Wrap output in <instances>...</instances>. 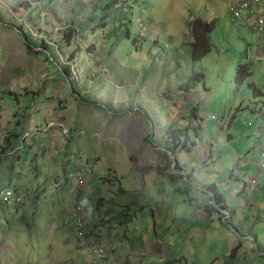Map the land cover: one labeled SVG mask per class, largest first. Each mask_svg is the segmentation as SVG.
I'll list each match as a JSON object with an SVG mask.
<instances>
[{"label":"rangeland","instance_id":"1","mask_svg":"<svg viewBox=\"0 0 264 264\" xmlns=\"http://www.w3.org/2000/svg\"><path fill=\"white\" fill-rule=\"evenodd\" d=\"M109 1L113 3L111 1L115 0ZM118 1L122 4L116 3L111 6L112 9L104 11L106 0H0V6H6L12 16L0 10L1 24H4L0 26V42L9 44L17 34L20 42L31 45L40 42L39 45L47 48L46 54L40 52L39 56L43 60L48 59L46 76L42 78L39 92H43L42 88L50 89L51 96L57 92L53 99L62 98L65 105L70 103L68 97L64 98L66 95L75 105L79 101L77 111L74 104L66 111L65 107L59 108L62 112L55 117L58 122L54 130L63 125L70 128L71 134V127L74 126L73 136H77L78 145L76 141L69 145L66 139H62L57 151L68 146L75 152L94 153L96 146L86 144L79 136L87 135L91 125H99L94 130L95 135L117 140L124 150L120 152L121 155L131 160L140 156V161L146 162L152 169L162 167L164 171L180 176L177 180L171 176L164 178L161 180L163 183L153 191L142 190L119 200L132 203V211H123L124 215L140 219L143 216L152 220L150 206L158 207L161 202L167 208L160 214L163 215L161 217H169V251L166 244L160 241L164 252L145 253L144 264H264V189L258 194H250L243 188L249 177L260 174L261 179L263 176L256 158L260 155L259 145L264 141L262 136H257V132L264 131L260 128L264 120L248 107L252 89L245 90V86L240 88L236 83L237 59L248 49L247 46L242 50L245 42L239 38L236 22L232 21L231 17L236 19L237 16L229 12L227 18L218 17L217 28L211 34L212 51L203 58L194 59L190 47L184 45L186 41H192L187 26L188 22L193 21L192 15L206 17V12L217 10L219 3L227 2L230 7L233 1ZM250 4L253 8L258 1L251 0ZM129 6L133 8L129 9ZM95 7L97 18L91 27H87L90 25L88 17L96 10ZM251 8L243 10L242 16L246 11L249 20L253 17V28L259 9L254 13ZM115 13L119 14L116 19ZM139 17L147 29L143 32L142 40L135 45L133 41L141 33L132 21ZM116 20L118 22L115 23ZM99 21L102 25L110 23L108 27L96 29ZM119 21H124L128 26L130 38ZM115 37L121 38L117 47L113 41ZM151 42H158V45ZM251 47L253 49L255 43ZM11 61L18 63L15 57ZM53 72L58 74L55 80ZM150 75L151 83L141 88L144 86L138 76L149 80ZM263 75L259 73L252 81L260 84L258 78ZM134 79L137 83L131 81ZM186 87L189 89L187 92ZM161 92H166L165 96L162 97ZM140 93L142 98L139 97ZM186 93L192 95L183 101L182 95ZM145 95L147 98L153 95V102L162 101V104L151 108L143 103ZM179 98L184 106L178 101ZM120 99L123 101L121 105L117 103ZM27 100H32V96ZM80 100L87 105L81 104ZM126 100H130V104L125 107ZM44 101L45 105L42 106L36 97V104H32L22 115V121L29 120L31 123V132L46 122L43 119L47 116L49 98L46 97ZM113 102L115 104L112 105ZM169 102L176 107L175 110L169 108ZM10 103L13 101L10 100ZM99 104H104L103 110L98 107ZM189 106L193 110L200 107L197 114L201 119L196 118L197 122L193 121V125L202 131L198 135L192 132L189 147L181 148L178 156L175 159L171 157L170 162L167 155L171 156V152L163 146L165 132L168 128H176L180 119L189 118L184 114L185 111L186 114L190 113ZM110 107L115 109H110L108 114ZM126 110L128 112L125 113ZM103 123L107 125L100 126ZM52 138L57 140L58 137ZM40 141L32 143L34 152L40 151L38 157L28 151L29 146L23 145L20 171L30 176L37 166L40 180L44 183L49 181L54 184L60 175L65 184L61 157L59 161H54L51 155L57 154L56 150L51 154L52 146L47 143L43 145ZM21 146L19 142L18 148ZM118 150L115 149L112 155L118 157ZM85 161L86 158L72 161L70 170L75 171ZM240 162L241 167L238 166ZM91 166V174H99L109 167V161L96 168H93L94 164ZM4 170L5 167H0V184L7 176ZM110 172L116 174L115 170H109L108 174ZM91 174L85 177L86 181ZM25 184L31 187L30 182ZM212 185L225 198L221 203H218L221 200L219 197L211 194ZM15 186L13 184L11 187ZM85 187L90 192H108L99 177L95 181H88ZM55 191L52 185L45 200L55 202ZM28 202L29 196L25 194L21 206ZM47 208L44 205L39 210L38 219L47 214ZM223 208L229 209V216L226 222L218 223L219 217H227L226 212L220 211ZM11 210L9 214L8 209L0 205V232L11 237V245L22 248L23 241L18 237L21 231L19 225L21 222H31L33 210L21 211L18 216L15 215L16 207ZM204 214L212 216V221L204 218ZM143 236L149 234L143 231ZM40 241L46 243L43 234ZM48 255L49 251L44 250L42 257Z\"/></svg>","mask_w":264,"mask_h":264},{"label":"crops","instance_id":"2","mask_svg":"<svg viewBox=\"0 0 264 264\" xmlns=\"http://www.w3.org/2000/svg\"><path fill=\"white\" fill-rule=\"evenodd\" d=\"M106 1L108 2L109 0ZM221 1L224 0H220V2ZM228 4L229 3L227 2L225 4L224 2H222V4L219 3L217 10L206 12V17L192 15L191 18H201L203 21L212 20V18L215 19L216 24L214 30L211 31L212 34L217 28L218 17H229ZM140 5L141 3L139 2V6ZM19 6L22 8L20 4ZM258 7L259 11L256 12V15H264V0H261V4ZM0 10L3 13L8 14V16H11V11L7 9L6 6H0ZM210 15H212V17H208ZM231 18L233 19V22H236L239 30V38L245 42V46L242 50L248 46L246 51L247 56L250 58V64L256 72L248 77V79L252 81L253 78H257L259 73L264 74V34L261 37H257L254 28H251V23L254 19L252 17L249 20L246 11L243 12L241 18L235 19L233 16ZM3 25L4 24H1L0 20V26ZM190 25L191 22H188V30H190ZM1 30L2 29L0 28V31ZM211 34L210 41L212 43ZM19 39V36L16 34L12 38L11 43L5 44L0 42V167H5L4 173H7V176L3 177L4 182L0 184V193L11 188L14 189L16 193H20L24 196V198L25 194H27L29 196V202L22 206H17L15 204L5 206L1 202L0 205L4 206L5 209H8L9 214L12 213L11 209L16 207V216H18L21 211L31 209L33 210V218L28 224L21 222L19 225L21 231L18 233L20 234L18 237L23 241L22 248H17L15 244L11 245V237L0 232V264H144L145 253L156 254L164 252L163 245L160 241L166 244L168 252L169 217H161L163 215L160 214L162 210L164 213L167 208L161 202L158 207L150 206L149 208L153 214L152 220H149L147 217L143 218V216L140 219L137 216L129 217L123 214V211H132L131 201H119L128 194L140 193L142 190L153 191L158 184L163 183L161 180H164V177L159 175L150 166H147L146 162L140 161V156L137 159L135 158L131 160L125 155H121L120 152L124 150L123 147H119L117 140L108 138L105 135L103 137H97L94 130L99 125H91V130L87 131V135L79 136V139H83L86 144H92V147L96 146L95 152L92 154H87L81 150L75 152L68 146L64 147L61 151H57V145L62 139H66L67 142L70 140L71 143L76 141L78 145L77 136H73L75 133V130L73 129L74 126L71 127L72 131L69 137L58 138L57 140L52 138L50 134L42 137L40 142L43 145L47 143V145L52 146L51 154L54 153V149L56 150L57 154L51 155L53 160L59 161L61 157V170L63 171L65 184L61 190H57L53 186L56 190L55 194L57 196L55 202L45 200V195L48 194V190H51L53 183L49 181L44 183L40 180L41 175L38 174L37 166L34 167V171L30 176L26 172L20 171V163L23 159V149L19 150L18 148L20 138L15 148L19 151L18 154H15L12 147L11 149L8 147V149L12 150L11 152H3V148L6 147L7 149L8 146V144L5 143L10 142V134L16 133L21 136L25 131H31V123L29 120L24 122L21 118L26 109L29 110L32 104H36V97L40 100L42 106L45 105L44 99L46 97L49 98L47 104V116L43 119L44 121L56 117L57 114L61 113L62 111H59L60 107H65L64 111H66L67 109H71V104H74L68 95L64 96V98L68 97L70 103L65 105L63 100H61L62 98H59L58 100L53 99L57 92H55L54 96H51L52 92L50 89L47 90L42 88L43 92H39L41 89L42 78L46 76L45 72H47L48 64V59L43 60L42 58H39L40 52L46 54L44 45H39L40 42H34L33 45H31L29 43L20 42ZM21 39H23V37H21ZM24 39L26 40V38ZM252 43H255L253 49L251 47ZM190 44L189 41L184 43L186 47H190L191 52ZM239 48H241V45H239ZM14 57L18 60V63L11 61V58ZM177 67L179 68V66ZM138 77L144 86L141 87L143 89L151 83L152 75L149 76V80L147 77ZM169 77L171 78V72ZM55 78H58V74L55 75V72H53V80H55ZM261 78H258L260 84H258L257 81L252 82L264 93V85L261 84L264 83V75L261 76ZM131 81L137 83L136 79ZM135 86H137V84H135ZM187 91H189V89L186 87V92ZM165 93L166 92H161V96H165ZM170 93L171 92L169 91V95ZM153 95H149V98L145 95L144 99L146 100H144L143 103L155 109L162 104V101L153 102L155 101ZM191 95V93L182 95L183 101H186ZM30 96H32V100H27ZM13 97L15 98V101L13 100ZM61 97H63V95H61ZM139 97L142 98L143 95L140 93ZM10 100H12L13 103H10ZM178 101L182 102L181 105L184 106V103L180 98ZM75 103L76 105H74L77 111V109H79V101H76ZM80 103L84 106L87 105V103L82 102L81 100ZM117 103L119 105L123 104L122 99ZM113 104H115V102H113L112 105ZM129 104L130 100H126L124 106L126 107ZM103 105L104 104H99L98 106ZM169 108L176 109V107L170 102ZM110 109L114 110L115 108L110 107L107 113L110 112ZM124 112L126 113L128 111L126 110ZM106 125L107 123H103L100 126L105 127ZM107 132L111 133V131ZM70 137L72 138L70 139ZM228 138H230V136ZM12 143L15 144L16 141ZM115 149H119L117 152L118 157L112 155ZM28 151L36 157L39 156L40 151L38 150L37 152H34L33 146ZM110 155L112 156L110 157ZM81 156L82 158H86L85 162L90 163L91 165L94 164L93 168L109 161V167L105 168L102 173L91 174L86 181L87 184L88 181H95L99 177L102 185L108 190L106 194L100 191L90 192L87 187L83 188L82 192H80L72 181L66 180V174L71 171L69 165L73 160H77ZM239 158L240 157L237 158V161ZM33 163L34 162H32V164ZM140 164L146 165L141 166ZM117 165L119 167H117ZM109 170L116 171L117 178L115 181L108 178ZM101 174L103 175L101 176ZM61 179L62 178L59 175L55 181ZM26 182H30V188L26 186ZM13 184L16 186L11 187ZM261 184L263 185L260 189L262 192L264 189V175L261 177ZM243 188L247 192L244 185ZM81 193L90 202L88 211L84 215L87 228V239L84 241L76 239L68 226L72 210ZM258 193L259 192H257V194ZM44 205H47L48 207L47 214L43 216L42 219H38L37 217L40 216L39 210H41ZM107 207L109 208L106 209ZM227 211H229V209ZM126 217H128V219H126ZM204 218H209L212 221V216L210 215L204 214ZM223 221V218L220 219L219 217L218 223H222ZM211 224L219 225L214 222ZM143 231H145L146 234H149V236H143ZM42 234L45 237V244L40 241ZM97 239L101 241L105 248L111 250L113 255L108 261H100L93 253L92 244ZM44 250L49 251L47 257H42Z\"/></svg>","mask_w":264,"mask_h":264},{"label":"trees","instance_id":"3","mask_svg":"<svg viewBox=\"0 0 264 264\" xmlns=\"http://www.w3.org/2000/svg\"><path fill=\"white\" fill-rule=\"evenodd\" d=\"M111 2H113V3H110V1L104 3V5L106 4L104 11H106V9L107 10L112 9L111 6L115 5L116 3L122 4V2H120L118 0L111 1ZM102 4L103 3H101V5ZM131 8H133V7L129 6V9H131ZM95 9L96 10L92 11L93 12L92 15L90 14V16L88 17V22L90 23V25L89 26L86 25L87 27H91V24L93 22H95V20L97 18V17H95V14L97 12V7H95ZM102 9H103V6H102ZM118 16H119V14L115 13V19L118 18ZM123 17L126 18V15H124ZM88 22H86V23L88 24ZM116 22H118V21L116 20L115 23ZM119 22L121 23V26L123 28H126L123 30H125L127 32V37L130 38V32L128 31L129 30L128 26L124 23V21H119ZM109 23L102 25L101 22L99 21L98 24L95 25V27H96V29H98L100 27L101 28H104L106 26L108 27ZM215 24H216L215 19L203 21V20H201V18H197V19L194 18L193 21L191 22L190 35H191L192 41H190V43H191L190 46H191V54H192L194 59L199 60L212 51V43L210 41V34H211V31L214 30ZM263 34H264V30L262 31V33H260L258 35V37H261ZM116 39H118L117 42H116ZM65 40H66V38H65ZM119 40H121L120 37H118V38L115 37L113 39V41H115L116 47L118 46ZM141 40L142 39H141V35H140V37H138L137 39H134L133 42L135 45H138V43ZM110 42L112 45L111 38H110ZM151 44L158 45V42H151ZM44 48H45V46H44ZM46 49L47 48H45V50ZM237 60L239 63H238L237 70H236V83L240 88H243L245 86L243 88L245 90L250 91V89H252L253 95L248 100V102H249L248 107H250L254 113H256L257 115H260L261 118H263V120H264V100H263L264 93L250 79H248L249 75H253L256 72L253 70V66L250 64V58L247 56V52L241 54ZM66 73H67V71H66ZM65 77H69V76L66 75ZM260 78H261V76H260ZM193 106H195V105H193ZM98 107L103 109L102 106H98ZM189 108H190V113L186 114V111L184 113L186 116L188 115L189 118H186L185 120L180 119L177 123L176 128H168L165 132L163 146L165 147V149L168 150V152L169 151L171 152V156L166 154L169 157L170 162L172 161V158L175 159V157L178 156V153L181 150V148H183V147L188 148L189 147V140H190V135L192 132H194L196 135H198L199 131H202V130L198 129V126L193 125V121L197 122V119H201V117L198 116V114H197V112H198L197 109L200 107H198L197 109L194 108V110L191 109L192 106L191 107L189 106ZM198 122H200V121H198ZM10 135H11L10 142L5 143V144H8V146H7V149H6V147L3 148V152L4 153L11 152L12 150H10V149L12 147L15 154H18L19 151H17L15 148H16V144L19 141V138H21L22 134H21V136H19V134H16V133L10 134ZM14 141H16L15 144L12 143ZM68 144L69 145L71 144L70 140L68 141ZM8 147H10V149H8ZM81 159H82V156L79 157L77 160H73V161H79ZM85 164H87V162H85L84 164L79 165V166H83ZM163 169L164 168H162V167H155L154 168V170L159 175L164 177L165 179H169V176H171V178H173L174 180L180 179V176L177 175V173H171L169 171H164ZM68 174H69V172L66 174V176H68ZM57 181L58 180H56V182ZM211 189L213 191V192L211 191V194L216 195L217 198L219 197L221 200L218 201V203H221L224 200V197L219 194V192L216 190L214 185L210 186V190Z\"/></svg>","mask_w":264,"mask_h":264},{"label":"built area","instance_id":"4","mask_svg":"<svg viewBox=\"0 0 264 264\" xmlns=\"http://www.w3.org/2000/svg\"><path fill=\"white\" fill-rule=\"evenodd\" d=\"M233 3L228 7L229 12H233L234 16L236 18H240L242 16L243 10H248L251 8V0H232ZM258 4L251 8L252 12H256V10L259 9V5L261 4V0H257ZM134 24L139 29L141 37L144 36L143 32L147 29L144 22L140 17L133 19ZM255 33L259 35L264 30V15L258 16L256 22L253 26ZM58 121L55 119V117H52L48 120H46V124L35 130V132H31L29 130L25 131L21 138V147L19 150L22 149L23 145H27L29 147H32V142H38L44 137L46 134L51 133L52 136L61 138L60 136L69 137L70 136V128L65 127L63 125L60 126V128L57 131L55 130L56 123ZM260 128L264 129V125H261ZM260 134V133H258ZM264 139V131L261 132V135ZM63 137V138H64ZM57 138V139H58ZM259 151L260 155L258 158H256V163L258 165V169L261 173V175H264V141L259 145ZM92 173V166L90 164H85L83 166H79L76 168L75 171L69 172L67 178L69 180H72L75 182L76 186L81 190L85 185V177ZM109 176L111 178H115V174L110 173ZM261 179L260 174L254 175L252 177H249L247 179V185L245 186L246 190L249 191L250 194L255 192H260L261 190ZM55 187L59 190L63 188V182L58 181L55 184ZM257 194V193H256ZM0 202L3 204L10 206V205H21L23 203V196L20 193H15L13 189H6L1 192L0 194ZM89 206V201L84 196H80L78 201L76 202L73 211L72 216L70 220V225L73 229L74 235L78 239H85V222H84V214L87 210V207ZM93 251L101 260H106L109 256L108 252L97 242L93 244Z\"/></svg>","mask_w":264,"mask_h":264},{"label":"clouds","instance_id":"5","mask_svg":"<svg viewBox=\"0 0 264 264\" xmlns=\"http://www.w3.org/2000/svg\"><path fill=\"white\" fill-rule=\"evenodd\" d=\"M241 18V17H240ZM236 19H238V18H236ZM257 37H258V35H257ZM260 135H261V133H260ZM259 134H258V132H257V136L259 137L260 136ZM238 166L239 167H241L242 166V163L240 162V164H238ZM111 173V172H110ZM109 173V174H110ZM109 174H108V178L110 179V180H112V181H115L116 180V178H117V175L115 176V178H111L110 176H109ZM66 180H69L68 178H67V176H66ZM58 181H61V180H58ZM57 181V182H58ZM69 181H72V180H69ZM73 183H74V185L76 186V184H75V182L74 181H72ZM55 184H56V181H55V183L53 184V186H54V188L55 189H57V190H59L58 188H56L55 187ZM85 184H86V181H85ZM63 186H64V184H63ZM85 186V185H84ZM245 186V185H244ZM77 187V186H76ZM78 188V187H77ZM84 188V187H83ZM83 188L80 190L79 188V190H80V192H82V190H83ZM8 189H10V188H8ZM14 190V189H13ZM61 190V189H60ZM248 191V190H247ZM261 192V191H260ZM16 193V192H15ZM1 194V193H0ZM84 196L82 193L80 194V196ZM79 196V197H80ZM79 197H78V199H79ZM85 197V196H84ZM78 199H77V201H78ZM87 199V198H86ZM88 200V199H87ZM76 201V202H77ZM2 203V202H1ZM3 204V203H2ZM76 204V203H75ZM15 205H17V204H15ZM7 206V205H6ZM18 206V205H17ZM75 206V205H74ZM89 206H90V202H89ZM89 206L87 207V210H86V212L88 211V208H89ZM73 211V210H72ZM220 211H224V212H226V214L225 215H228L229 216V213H228V211L225 209V208H223L222 210H220ZM85 212V213H86ZM85 215V214H84ZM71 216H72V213H71ZM227 217H224L223 218V220L226 222L227 220ZM70 220H71V218H70ZM70 220L68 221V226L70 227V229H71V231H72V234H73V236L76 238V239H78L75 235H74V232H73V229H72V227H71V225H70ZM84 222H85V217H84ZM87 239V228H86V222H85V239H83V240H81V239H78V240H81V241H84V240H86ZM95 242H97V243H99L107 252H108V254H109V256H108V258L106 259V260H101V259H99L98 258V256L95 254V252L93 251V253L95 254V256L100 260V261H108L111 257H112V252H111V250H109L108 248H105L103 245H102V243H101V241H99L98 239L97 240H95L94 242H93V244L95 243ZM93 244H92V250H93Z\"/></svg>","mask_w":264,"mask_h":264}]
</instances>
